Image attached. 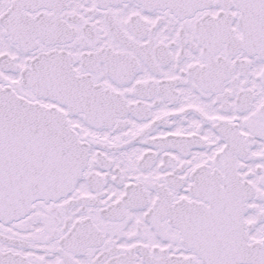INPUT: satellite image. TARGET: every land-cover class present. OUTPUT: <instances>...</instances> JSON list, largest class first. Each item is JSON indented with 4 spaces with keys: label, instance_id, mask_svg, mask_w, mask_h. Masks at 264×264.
I'll return each instance as SVG.
<instances>
[{
    "label": "snow or ice",
    "instance_id": "snow-or-ice-1",
    "mask_svg": "<svg viewBox=\"0 0 264 264\" xmlns=\"http://www.w3.org/2000/svg\"><path fill=\"white\" fill-rule=\"evenodd\" d=\"M0 264H264V0H0Z\"/></svg>",
    "mask_w": 264,
    "mask_h": 264
}]
</instances>
